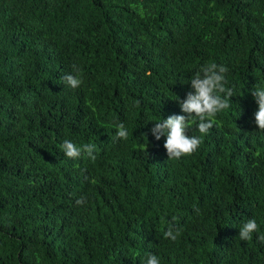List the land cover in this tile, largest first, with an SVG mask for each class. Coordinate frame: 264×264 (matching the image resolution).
Here are the masks:
<instances>
[{"label":"trees","instance_id":"16d2710c","mask_svg":"<svg viewBox=\"0 0 264 264\" xmlns=\"http://www.w3.org/2000/svg\"><path fill=\"white\" fill-rule=\"evenodd\" d=\"M210 63L228 68L230 107L169 159L151 129L187 115L179 100ZM257 87L264 0H0V264H264ZM66 139L95 160L68 158Z\"/></svg>","mask_w":264,"mask_h":264},{"label":"clouds","instance_id":"9594fccd","mask_svg":"<svg viewBox=\"0 0 264 264\" xmlns=\"http://www.w3.org/2000/svg\"><path fill=\"white\" fill-rule=\"evenodd\" d=\"M76 74H66L63 80L72 88H78L82 83L80 79V70L76 65L72 66ZM228 68L224 65L210 63L200 68L191 78V86L194 91L187 93V98L179 100L180 108L187 115H170L166 119L161 118L154 123L151 129L152 135L158 141L166 137L164 148L167 150L169 159H180L183 156H189L197 151L202 143V136L207 135L209 130L217 124L216 117L219 113L230 107L233 89L226 87V73ZM252 95L258 105V111L255 113V123L259 130H264V88L257 87L252 90ZM193 124H196L201 137L189 135L188 130ZM116 138L127 140L129 132L123 122L115 125ZM146 137V136H145ZM95 144H85L77 146L70 140H64L61 148L68 158H79L82 151L87 152L91 159ZM147 150V146L144 149ZM86 198L80 197L76 200L77 205L85 204ZM258 224L254 218L248 219L239 230V238L247 241L252 239L254 232L258 231ZM179 229L169 225L165 237L175 241L180 235ZM259 241L264 243V235L258 237ZM146 264H160V259L155 254H148Z\"/></svg>","mask_w":264,"mask_h":264}]
</instances>
